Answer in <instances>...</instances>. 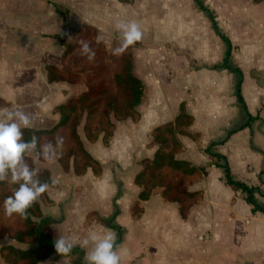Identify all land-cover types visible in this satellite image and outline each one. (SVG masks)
I'll return each mask as SVG.
<instances>
[{
    "label": "crops",
    "instance_id": "1",
    "mask_svg": "<svg viewBox=\"0 0 264 264\" xmlns=\"http://www.w3.org/2000/svg\"><path fill=\"white\" fill-rule=\"evenodd\" d=\"M166 1L0 0V109L23 110L34 121L29 129H50L59 121L56 108L85 91L82 83L47 81V66H68L57 37L90 26L109 47L113 40L120 41L117 22H138L143 39L133 46L132 57L133 75L143 87L139 120L116 122L106 145L101 137L88 143L82 125L77 130L101 166L100 175L88 169L76 176L71 168L63 171L55 158L38 161L28 154L36 170L45 169L51 182L58 181L45 192L50 203L40 206L51 221L53 241L63 236L78 242L91 232L111 230L123 246L121 264H264V213L258 210L264 209V37L249 38L256 15H263L258 23L264 30V3L232 4L241 14L235 29L244 37L231 41L221 30V8L214 10L200 0L228 39V61L240 71L239 78L221 67L227 44L194 1ZM194 11L205 22L196 29ZM238 82L243 105L236 98ZM180 104L193 119L189 131L198 138L177 134L181 151L175 160L204 171L187 188L199 192L200 200L183 220L178 206L165 201L156 188L141 202L142 213L133 217L130 209L141 189L134 184L139 162L152 159L156 151L149 145L151 132L173 122ZM225 168L232 181L256 189L252 203L226 181ZM115 211L113 223L121 228L120 236L88 216L95 213L107 220ZM3 241L22 250L40 246ZM74 247L81 255L52 252L42 264H87L85 250L78 243Z\"/></svg>",
    "mask_w": 264,
    "mask_h": 264
},
{
    "label": "trees",
    "instance_id": "2",
    "mask_svg": "<svg viewBox=\"0 0 264 264\" xmlns=\"http://www.w3.org/2000/svg\"><path fill=\"white\" fill-rule=\"evenodd\" d=\"M196 8L203 12L210 20L215 33L227 44L225 59L222 68L235 73L240 78V71L229 63L230 44L216 27L214 18L200 0H193ZM253 3H264V0H251ZM72 37V40H69ZM85 39L96 51L95 60L89 62L82 55L77 41ZM64 51L62 59L68 61L66 68L47 66V81L66 82L68 84L82 83L85 91L78 97L68 100L67 103L56 108L59 121L50 129L32 130L24 129L26 140L33 135L41 138V143L49 140L55 141L57 135L64 137V145L59 149V155L55 157L63 171L70 168L76 176H81L90 169L94 176H99L101 166L93 159L84 147L78 134V127L82 125L83 137L88 143H95L101 137L102 143L107 144L113 134L116 122L139 120L138 106L143 96L141 82L133 75V57L130 46L122 55L113 56L112 50L118 47L119 40H113L109 47L101 41H97V34L93 27L84 26L81 29L69 30L57 37ZM75 61V64L73 62ZM239 82L236 85L237 101L243 105L239 93ZM193 119L188 116L183 104L179 106V113L173 122L156 127L151 132L150 146H155L156 151L152 159H144L139 162L141 171L134 177V184L140 187L137 200L131 206V214L138 217L142 213L141 202L149 199L156 188L161 190V197L178 206L181 219L185 220L191 207L200 200L199 192H188L189 185L194 183L204 174L203 170H196L188 163L175 160V156L181 151V146L176 140V135L188 136L197 139V134H192L189 127ZM38 161H45L42 158ZM218 158V156H216ZM26 162L34 170V163L28 154ZM42 182L51 183L49 172L45 169L36 170ZM226 181L233 187L247 194V202L252 203V194L256 189L247 188L243 184L231 180L228 170L225 168ZM17 184L11 182V177L0 182V240L7 237L21 244H40L37 249H18L11 245L0 248V264H42L43 260L55 251L53 231L50 229L51 221L44 218L41 213V204H49L44 193L27 210L26 217L13 214L7 216L4 212L3 202L12 195ZM254 204V203H253ZM264 213V209L258 207ZM117 211L113 212L107 220L100 219L95 213H89V218L94 217L96 222L114 230L118 236L121 228L113 223ZM118 244V240H117ZM79 249L73 247L72 254Z\"/></svg>",
    "mask_w": 264,
    "mask_h": 264
},
{
    "label": "clouds",
    "instance_id": "3",
    "mask_svg": "<svg viewBox=\"0 0 264 264\" xmlns=\"http://www.w3.org/2000/svg\"><path fill=\"white\" fill-rule=\"evenodd\" d=\"M116 31L120 34V44L112 50L113 56L122 55L130 46L143 39L141 26L136 21L117 22ZM69 37V40H72ZM101 37H97V41ZM80 52L89 62L95 60L96 51L85 39H79ZM33 119L23 110L0 109V182L11 177V182L18 187L4 202V212L7 216L13 214L26 217L27 210L50 188L48 182H42L36 170L26 162V155L34 153L37 159L51 161L59 155V149L64 145V137L57 135L55 141L41 143V138L33 135L26 140L24 129L33 127ZM58 181L52 180L54 185ZM85 250L87 264H121L124 254L123 246L117 244L116 235L108 230L104 234L91 232L78 242L63 236L54 241L55 251L60 256L71 254L74 246Z\"/></svg>",
    "mask_w": 264,
    "mask_h": 264
},
{
    "label": "rangeland",
    "instance_id": "4",
    "mask_svg": "<svg viewBox=\"0 0 264 264\" xmlns=\"http://www.w3.org/2000/svg\"><path fill=\"white\" fill-rule=\"evenodd\" d=\"M201 1H203L205 5H208V6H211V7L213 6L214 10H216V7H220L221 8L220 13L225 16V17H223L220 14L223 18H225V20L222 19V22H223L224 26L221 27V30H222L223 34L227 38H229L231 41H234L235 39H239L240 36L244 37V33H242L241 31H238L237 29H235L238 26H235L234 21H240V17H241L240 15L241 14H240L239 10L233 9L234 6L232 4L237 3L239 1L240 3H237V6H240L241 3L242 4L245 3V0H237V1L236 0H201ZM168 2H170V1L167 0L165 3L168 4ZM178 2H182V1L178 0ZM168 6L166 5L164 8H166L168 13H170L172 11V8L170 6L169 7ZM185 9H186V6H183V10H185ZM187 9L190 12L189 7ZM189 12L187 13V17L190 18L191 16H189V14H190ZM162 14H164V13H162ZM231 15H232V17H231ZM192 16H193L192 17L193 18V25H194L195 29L198 27L197 25H203V23H205L203 17L198 12L194 11ZM181 18H183V15H182V12L179 9L178 10V19H179V21H181L180 20ZM259 18L262 20L263 19V15H261V17H260V14H259V15H256V17L254 18V21H255L254 27L251 29V33H250L251 36L249 37L252 40H255L257 36L258 37H264V33H263L264 30H262L263 26H261V25L259 26V23H258V19ZM217 21L220 22L221 20L218 18ZM202 33L204 35L205 31L202 32ZM196 51H197L198 54L201 53V46L198 45V48H197ZM215 52H216V50L214 51L213 54H215ZM73 64H75V61L73 62ZM121 208H122L121 217H123V216L126 215V213H125V210L123 209V207H121ZM5 238H7V237H5ZM5 238L0 240V248L2 246H4L3 245V243H4L3 240H5Z\"/></svg>",
    "mask_w": 264,
    "mask_h": 264
}]
</instances>
